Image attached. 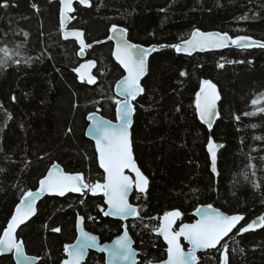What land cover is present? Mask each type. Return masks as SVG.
<instances>
[{
    "label": "trees",
    "instance_id": "trees-1",
    "mask_svg": "<svg viewBox=\"0 0 264 264\" xmlns=\"http://www.w3.org/2000/svg\"><path fill=\"white\" fill-rule=\"evenodd\" d=\"M58 0H0V240L16 205L38 188L57 163L87 184L104 182L94 143L86 137L87 117L115 119L114 85L124 71L108 41L116 26L129 40L164 46L150 58L143 93L135 107V158L149 179L134 192L137 215L127 221L137 264L160 262L166 244L155 235L160 218L173 210L191 222L209 204L245 219L217 248L199 254L198 264H264V47L184 55L175 47L194 30H218L232 38L264 41V0H87L77 1L70 25L85 32V59L97 67L94 86L76 69L80 47L62 36ZM214 84L219 115L212 128L198 118L199 90ZM221 143L218 175L208 146ZM104 196L89 190L46 196L36 216L18 232L37 264H65L77 236L79 216L102 243L123 231V221L106 216ZM226 248V249H225ZM0 264H16L0 255ZM83 264H105L90 251Z\"/></svg>",
    "mask_w": 264,
    "mask_h": 264
},
{
    "label": "water",
    "instance_id": "water-1",
    "mask_svg": "<svg viewBox=\"0 0 264 264\" xmlns=\"http://www.w3.org/2000/svg\"><path fill=\"white\" fill-rule=\"evenodd\" d=\"M60 2V21L62 36L65 40H73L80 47V56H85L89 47L82 29H70L72 14L77 1L86 4L87 0H58ZM109 40L113 42V57L124 71V75L114 85V93L119 102L116 106L115 119H109L97 112L88 116L86 136L94 143L97 161L104 173L103 190L105 215L124 222L123 231L112 240L102 243L99 236L88 231L85 220L79 216L76 223L77 236L67 247L65 264H83L90 251L105 256V264H137L138 250L131 237L127 221L137 215L136 206L131 197L137 188L139 192L148 190L149 181L136 161L132 126L135 107L133 102L143 93L142 82L149 72L150 58L155 51L164 46H145L129 40L127 29L117 26L111 30ZM229 47L253 49L264 47V42L251 37L232 39L228 33L218 30H194L190 37L176 47L179 54L193 55L211 51H221ZM94 60L83 62L77 69L78 75L88 84L94 86L97 77ZM220 92L216 85L203 86L197 95L196 110L198 118L209 128L216 122L219 112ZM223 145L210 144L208 153L211 171L218 174V154ZM87 183L79 174L67 173L57 163L53 164L41 179L37 189L27 193L16 205L15 210L0 240V255L13 256L16 264H37L39 258L29 255L25 245L18 238V232L37 214L39 202L46 196L65 197L76 190H86ZM94 191V195L99 193ZM197 220L185 224L174 233L180 213L173 210L160 219V234L167 246V257L160 262L150 264H198L199 253L217 248L243 222L242 214H228L212 205H200L196 211ZM260 220H255L259 225ZM181 238L185 240L187 249ZM229 258L224 253L223 262L228 264Z\"/></svg>",
    "mask_w": 264,
    "mask_h": 264
},
{
    "label": "flooded vegetation",
    "instance_id": "flooded-vegetation-1",
    "mask_svg": "<svg viewBox=\"0 0 264 264\" xmlns=\"http://www.w3.org/2000/svg\"><path fill=\"white\" fill-rule=\"evenodd\" d=\"M82 177H83V176H82ZM83 179H84V178H83ZM84 181H85V180H84ZM103 183H104V182H103ZM103 183L96 184V185H93V184H87V185H88V188H87L86 190H76L75 192H79V191H87V190H89V192H90L92 195H94V194H93L94 191L99 189V190H100L99 193H97L95 196L100 195V194L103 195V190L101 191V189H100V188L102 187ZM136 191L139 192L137 188L135 189L134 192H136ZM133 194H134V193H133ZM176 211H177V210H176ZM178 212H179V211H178ZM180 213H181V212H180ZM195 220H196V218H195V216H194V219H193L191 222H185V221L182 220V214H181L180 217L178 218L176 224L173 226L172 231H173L174 233H177L178 230L181 229L180 226H181L182 224L193 223ZM120 221H121V220H120ZM251 225H252V228H256V227H257V226H256L257 224H255L254 221H252ZM261 225H264V218H262V221L259 223L258 226H261ZM159 227H160V222H159V226H158V228L156 227L155 235L158 236V237L160 238L161 242H164L162 236H161L160 234H156V231L159 229ZM179 228H180V229H179ZM181 242H183L184 247L187 249L188 246H187V244L184 243L185 240H184L183 238H181ZM166 249H167V246H166ZM225 249H226V248H225ZM166 251H167V250H166ZM224 253H225V252H224ZM199 254H200V253H199ZM165 259H166V258H165ZM198 260H199V257H198Z\"/></svg>",
    "mask_w": 264,
    "mask_h": 264
},
{
    "label": "bare ground",
    "instance_id": "bare-ground-1",
    "mask_svg": "<svg viewBox=\"0 0 264 264\" xmlns=\"http://www.w3.org/2000/svg\"><path fill=\"white\" fill-rule=\"evenodd\" d=\"M74 7H75V6H74ZM73 14H74V13H73ZM73 14H72V15H73ZM72 15H71V16H72ZM72 21H73V17H72ZM71 23H72V22H71ZM70 25H71V24H70ZM70 25H69V28H70V29H74V28H71ZM116 27H117V26H116ZM114 28H115V27H114ZM61 29H62V28H61ZM77 29H79V28H77ZM110 33H111V31H110ZM110 33H109V36H110ZM228 34H229V33H228ZM229 35H230V34H229ZM109 36H108L107 40H108V41H111V40H109ZM230 36H231V35H230ZM240 37H251V36H240ZM237 38H239V37H237ZM251 38H253V37H251ZM232 39L234 40V38H232ZM235 39H236V38H235ZM254 39H255V38H254ZM64 40H65V39H64ZM256 40H258V39H256ZM259 41H262V40H259ZM263 42H264V41H263ZM234 48H235V47H234ZM237 49H238V48H237ZM79 55H80V50H79ZM80 57H81V56H80ZM81 58H84V59H85V56H84V57H81ZM113 58H114V57H113ZM90 60H94V59H85V60H83V61L80 63V65H81L83 62H87V61H90ZM114 60H115V59H114ZM94 61H95V60H94ZM95 62H96V61H95ZM96 64H97V62H96ZM80 65H79V66H80ZM79 66H78V67H79ZM96 67H97V66H96ZM77 69H78V68H77ZM77 69H76V72H77ZM77 74H78V73H77ZM78 76H79V75H78ZM79 77H80V76H79ZM80 78H81V77H80ZM81 79H82V78H81ZM82 80H84V79H82ZM97 81H98V80H97ZM219 101H220V100H219ZM94 113H95V112H94ZM97 113H98V112H97ZM92 114H93V113H92ZM90 115H91V114H90ZM218 115H219V112H218ZM217 117H218V116H217ZM87 118H88V117H87ZM203 124H204V123H203ZM204 125H205V124H204ZM206 126H207V125H206ZM87 127H88V126H87ZM86 129H87V128H86ZM85 134H86V132H85ZM86 137H87V136H86ZM139 167H140V166H139ZM141 170H142V169H141ZM143 173H144V172H143ZM218 173H219V172H218ZM45 175H46V174H45ZM215 175H218V174H215ZM146 177H147V176H146ZM148 181H149V179H148ZM148 188H149V185H148ZM42 200H43V199H42ZM42 200H41V201H42ZM41 201H40V202H41ZM40 202H39V203H40ZM38 205H39V204H38ZM204 205H206V204H204ZM198 207H199V206H198ZM198 207H197L196 210L193 212V214H194L196 220H197L196 211H197ZM136 210H137V207H136ZM37 211H38V206H37ZM177 212H178V211H177ZM179 213H180V212H179ZM180 215H181V213H180ZM242 215H243V214H242ZM244 216H245V215H244ZM160 219H161V218H160ZM244 219H245V218H244ZM31 220H32V219H31ZM196 220H195V221H196ZM259 220H260V222L262 221L261 218H260ZM195 221H194V222H195ZM194 222H193V223H194ZM26 224H27V223H26ZM186 224H190V223H186ZM183 225H185V224H182L181 226H183ZM181 226H180V228H181ZM180 228H179V229H180ZM178 231H179V230H178ZM130 235H131V234H130ZM131 237H132V236H131Z\"/></svg>",
    "mask_w": 264,
    "mask_h": 264
},
{
    "label": "rangeland",
    "instance_id": "rangeland-1",
    "mask_svg": "<svg viewBox=\"0 0 264 264\" xmlns=\"http://www.w3.org/2000/svg\"><path fill=\"white\" fill-rule=\"evenodd\" d=\"M256 226H258V224H257ZM258 227H259V226H258Z\"/></svg>",
    "mask_w": 264,
    "mask_h": 264
},
{
    "label": "clouds",
    "instance_id": "clouds-1",
    "mask_svg": "<svg viewBox=\"0 0 264 264\" xmlns=\"http://www.w3.org/2000/svg\"><path fill=\"white\" fill-rule=\"evenodd\" d=\"M89 255V254H88ZM167 257V256H166Z\"/></svg>",
    "mask_w": 264,
    "mask_h": 264
}]
</instances>
